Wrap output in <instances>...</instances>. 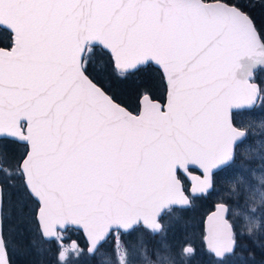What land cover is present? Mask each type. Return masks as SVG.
<instances>
[{"label": "snow or ice", "instance_id": "obj_1", "mask_svg": "<svg viewBox=\"0 0 264 264\" xmlns=\"http://www.w3.org/2000/svg\"><path fill=\"white\" fill-rule=\"evenodd\" d=\"M0 34L10 39L0 46V146H23L10 161L31 204L21 213L55 239L57 264H69L70 250L85 254L62 245L69 228L85 234L90 259L110 243L125 264L123 244L135 247L125 237L158 235L165 211L190 206L181 176L192 167L202 171L190 191L206 198L248 135L239 115L264 110L254 72L238 75L264 50V29L228 0H0ZM153 68L164 101L141 92L133 112L117 89ZM228 215L219 203L207 218L212 264H229L244 238ZM10 217L0 184V264H14L19 247Z\"/></svg>", "mask_w": 264, "mask_h": 264}, {"label": "rangeland", "instance_id": "obj_2", "mask_svg": "<svg viewBox=\"0 0 264 264\" xmlns=\"http://www.w3.org/2000/svg\"><path fill=\"white\" fill-rule=\"evenodd\" d=\"M259 75L260 79L264 81V70ZM238 122L248 128L251 138L238 145L235 163L215 174L213 189L207 197L205 198L203 194L200 195L199 202L204 210L203 214L186 213L183 208L175 207L164 216L163 227L158 235L134 233L131 237H125L135 245L132 248L127 243L123 244L122 252L125 256V264H212L211 257L206 253L204 244H202V237L205 233L203 220L211 210L210 208H214L218 202L226 203L229 206L228 218L238 232L244 236L239 241L237 255L230 258L229 264H264V166H262L264 164V110L256 109L251 113L243 112L239 115ZM13 156L10 157L13 158ZM10 161H8L9 164ZM8 172L13 176L15 174V171L11 169H8ZM4 179H7L8 182L7 176ZM23 204V197L18 198L16 207L21 223L23 222L21 213ZM25 206L30 209L28 204ZM208 209L210 210L208 211ZM10 210L9 226L15 233L17 228L13 223L15 215H13L11 205ZM186 225L187 229L185 230ZM25 226L29 227L27 223ZM141 235L143 239H141ZM78 238V231L69 228L63 233L61 243L64 244V247L70 248L71 241L76 240L78 246L84 249L77 241ZM166 243L168 244L166 245ZM34 245L31 243V246L17 247L18 264H25L21 258L22 255L28 254L33 249L35 251L39 249L37 245L35 247ZM186 245H192L196 249V255L191 256L190 259L189 256L181 254L182 247ZM86 248L85 250H87ZM110 252L111 244L106 243L96 254L98 258L101 257L100 260L96 256L88 258V260L93 261L92 264H115L114 258L108 254ZM67 255L69 260L75 259L76 256L75 252L71 250ZM104 256L105 258H102ZM39 259L41 256L38 257ZM32 261L34 260L32 259ZM38 262L40 263L41 260Z\"/></svg>", "mask_w": 264, "mask_h": 264}, {"label": "trees", "instance_id": "obj_3", "mask_svg": "<svg viewBox=\"0 0 264 264\" xmlns=\"http://www.w3.org/2000/svg\"><path fill=\"white\" fill-rule=\"evenodd\" d=\"M228 2L237 5L243 11H245L254 21L256 28L264 29V0H228ZM9 44L10 39L8 38L7 34H0V46L6 47ZM103 61L104 57L102 54L96 56L93 66L96 68L97 71H102ZM262 70H264V67L255 72V81H257L261 86H264V81L260 79L259 75ZM117 91L120 95L121 100L130 108V110L135 112L139 107L138 97H140L141 92L147 91L151 93L152 98L162 101L165 96V85L161 79V73L155 68H153L142 74H139L136 77L130 78L128 81L121 84L118 87ZM161 97L163 98L160 99ZM22 151V145L9 143L6 146H0V152H6L7 159L9 160L12 159L10 156H15ZM7 159L1 161L2 168L0 169V184H3L4 186L6 208H10L11 205V208L13 209V215H15L13 223L15 224L17 231L15 233L13 231V237L16 239L20 248L31 246L33 240L35 241L34 247L36 245L39 247L37 251L33 249L28 254L22 255L21 258L25 264H57V242L55 241V239L46 240L42 238L40 234L35 232L34 228H32V226L27 222V220L23 219V222L21 223V220L19 219V211L16 207V201L18 200V198L23 197V192L20 188L19 180L15 178V174L13 176L14 186H11L7 182V179H4V177L7 176V174L3 171L4 168L14 170L11 164L8 163L9 160L7 161ZM183 181L185 184V188L188 189V181L184 177ZM200 199L201 196L193 197L191 206L188 208H183L184 211H186V213H194L195 215L203 214L204 210L200 205ZM26 204H28V206H30L31 208V204L24 199L22 209L25 213L27 212V210H29V208L25 206ZM212 208L213 207H211L210 209ZM210 209H208V211ZM8 223H10V221H8ZM25 223H27L29 227H26ZM186 229L187 225L185 226V230ZM78 234L79 238L77 241L80 242L81 246H83L85 250L87 246L83 234L81 231H78ZM167 244L168 243H166V245ZM16 254H18L17 248L12 253V259L14 264H18ZM39 256H41V259H39L41 260L40 263L38 262ZM88 258L89 257L87 256L85 250V254L80 256L79 260H77L75 256V259L71 258V260H69V264H92L93 261L90 262ZM102 258H105V256ZM32 259L34 261H32ZM97 259L100 260L101 257H97Z\"/></svg>", "mask_w": 264, "mask_h": 264}, {"label": "water", "instance_id": "obj_4", "mask_svg": "<svg viewBox=\"0 0 264 264\" xmlns=\"http://www.w3.org/2000/svg\"><path fill=\"white\" fill-rule=\"evenodd\" d=\"M240 8V7H239ZM241 9V8H240ZM242 10V9H241ZM243 11V10H242ZM245 12V11H244ZM246 13V12H245ZM247 14V13H246ZM251 18V17H250ZM252 19V18H251ZM253 21V20H252ZM254 22V21H253ZM254 25H255V23H254ZM256 27V26H255ZM260 60H264V50H258L257 51V53L255 54V55H253L252 57H250V58H245V59H242L241 60V62H240V67H239V69H238V75L241 77V78H243V77H245V76H247L249 73H250V71L251 72H254V74H255V71L256 70H258L260 67H262V66H260L259 64H257L255 67L253 66L254 65V62L255 61H260ZM256 82V81H255ZM257 84H259L258 82H256ZM155 100H157V99H155ZM157 101H160V100H157ZM160 102H162V101H160ZM228 166V165H227ZM224 167H226V166H224ZM224 167H222L221 169H223ZM0 168H1V163H0ZM192 168H195L198 172H191L190 170H189V173H185V176H186V178L189 180V182H190V187H189V194L185 191V195L186 196H188L189 197V199H190V205H191V197L190 196H193V197H195V196H199V195H201V194H197V193H192L191 191H190V189L194 186V181H192L191 180V175H201V171L202 170H199L197 167H192ZM221 169H219V170H221ZM219 170H217V171H219ZM216 171V172H217ZM182 185H183V181H182ZM214 186V185H213ZM183 188H184V185H183ZM185 190V189H184ZM219 203H222V202H218V203H216L215 204V207H214V209L213 210H211V211H209L207 214H206V216H205V218H204V222H203V224H204V232H206V228H207V218L210 216V215H212V214H214V212L216 211V208H217V205L219 204ZM227 205V204H226ZM228 206V205H227ZM178 207H180V206H178ZM184 208H186V207H189V206H183ZM83 236H84V238H85V240H86V242H87V245H88V241H87V239H86V236H85V234H83ZM45 239V238H44ZM54 239V238H53ZM53 239H46V240H53ZM73 242H76V240H72L71 241V243H70V245L73 243ZM77 243V242H76ZM87 249V248H86Z\"/></svg>", "mask_w": 264, "mask_h": 264}, {"label": "flooded vegetation", "instance_id": "obj_5", "mask_svg": "<svg viewBox=\"0 0 264 264\" xmlns=\"http://www.w3.org/2000/svg\"><path fill=\"white\" fill-rule=\"evenodd\" d=\"M247 138H251V134L250 133H248V137ZM236 154H237V152H236ZM236 158H237V156H236ZM235 163V162H234ZM233 163V164H234ZM190 171L191 172H198L195 168H190ZM215 176V175H214ZM182 180H183V177L188 181V183H189V185H190V182H189V180L186 178V176H185V174H183L182 176ZM189 189V188H188ZM189 191V190H188ZM166 215V214H165ZM165 215H163L162 217H161V224H162V220H163V218H164V216ZM162 226H163V224H162ZM203 230H204V226H203Z\"/></svg>", "mask_w": 264, "mask_h": 264}]
</instances>
